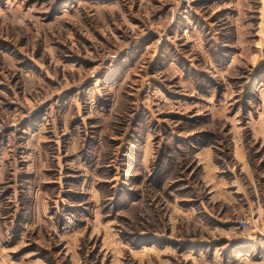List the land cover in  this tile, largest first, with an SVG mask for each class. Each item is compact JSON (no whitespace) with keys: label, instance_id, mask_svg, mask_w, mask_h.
<instances>
[{"label":"rangeland","instance_id":"obj_1","mask_svg":"<svg viewBox=\"0 0 264 264\" xmlns=\"http://www.w3.org/2000/svg\"><path fill=\"white\" fill-rule=\"evenodd\" d=\"M0 264H264V0H0Z\"/></svg>","mask_w":264,"mask_h":264}]
</instances>
